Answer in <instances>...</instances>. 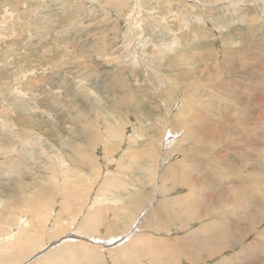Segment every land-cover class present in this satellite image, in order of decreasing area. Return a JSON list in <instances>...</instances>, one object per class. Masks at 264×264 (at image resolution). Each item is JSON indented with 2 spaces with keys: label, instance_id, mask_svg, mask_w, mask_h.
<instances>
[{
  "label": "rangeland",
  "instance_id": "374dc122",
  "mask_svg": "<svg viewBox=\"0 0 264 264\" xmlns=\"http://www.w3.org/2000/svg\"><path fill=\"white\" fill-rule=\"evenodd\" d=\"M226 1L191 0L187 3L185 0H0V160H3L0 165V196L10 198L9 201L13 199L12 205L4 208L2 214L5 216L10 211L17 217L21 209L18 206L21 196L25 198L27 195L30 200L34 197V194L28 195L26 192L33 193L35 190L42 196L50 192L54 193L56 198H61V186L67 180L71 188L80 185L72 171H89L92 166L94 169L88 172L92 174L86 175L87 181L85 179L84 183L89 185L91 177L93 180H100V174L107 175L108 178L111 172L112 176L116 175L123 181L122 184L125 181L126 189L124 191V187H119L118 192L111 191V194L126 197L129 193L128 200L123 201L128 205L129 199L142 195L140 192L138 195L136 190L132 191L133 185L137 186L139 180L146 181V178L151 177V173L148 175L143 168L145 164L152 162L148 152V148L152 147L154 151H159V162L156 160L155 169L158 167L156 172L161 173L158 183H161L162 187L158 191L161 193L162 204L159 206L155 204L158 201H153V208L147 207L149 212L147 211L140 233L149 229L155 230L161 237L171 236L172 239L169 237L168 243L165 239H156L150 235H146L145 239L154 253L162 255V249L155 245V242L159 241L164 246L179 249L176 257L180 254L176 262L163 257L161 264H264V236L257 237L261 234L264 222L254 226V232L250 233L242 222H233L232 218H218L212 224L216 232L221 233L222 224H228L231 231L226 238L223 235L213 238L214 245L221 242L226 245L225 249L215 253L193 247L192 238L183 236L187 231L181 232L177 227L186 226L191 221L183 215L192 211V202L195 199L209 202L213 198V192L217 189L218 193L227 191L224 190L225 187L230 192L228 186L234 179L238 184H246V177L234 178L237 175H224L223 172L220 177L224 180L220 181V172H215L213 163L214 160L218 163V160L225 159L223 161L229 162L231 168L224 173L235 171L239 169L238 151L243 153L247 150L240 141L231 143L236 137L234 134L233 137L227 134L225 137L228 138L224 141L222 137H213L208 143L205 142L207 136L202 132V127L205 129L207 123L217 125L218 121L214 118L225 122L219 115L221 108L215 104L218 99L215 100L214 97L220 95L221 100L227 99L223 92L220 94L218 88H213V92L201 96L202 98L197 95L188 96L186 93L184 97L190 98L185 101L187 106L190 101L196 104L182 108V112L179 106L182 105L179 101L180 97L182 98L181 93H175L169 82L162 85L161 75L163 78L168 75L170 80L175 81L178 69L176 62L182 70L188 71L190 67L182 64L185 60H192L196 72H203L200 73L202 77H198L202 82L205 73H216L211 66L218 64L221 70L225 65H229L230 61L226 56L229 57L228 55L233 53L237 59L234 66L239 68L242 64L252 73L251 77H240L243 81L242 88L249 86L247 81L262 86L257 92L259 97L253 101L255 104L253 103L251 108L254 112L251 113L254 115L251 114V117L257 118L254 119L257 141L264 142V0H242V3L233 7L219 8L220 3L224 5ZM138 2L139 4H136ZM205 3L207 6L203 8L201 4ZM183 5L186 6L184 11L191 15L204 14L206 25L192 22L189 27H181L177 15ZM204 10L206 12L202 13ZM229 11L233 13H225ZM227 20L230 24L221 28H215L212 23H225ZM196 34L197 37H194ZM176 38L179 39L178 46L174 50L170 49ZM142 43L143 50L139 51L141 54L138 56L143 57L144 54L145 58L149 59V64L151 62L159 68L160 75L146 70L143 62L137 61V65L133 58H130L135 45L142 46ZM206 65L208 67L205 69ZM241 71L238 69L237 73ZM184 79V82L192 83V79ZM183 85L184 83L180 82L179 87ZM167 91H172L171 95L165 94ZM228 101L230 102L229 99ZM178 113H182L181 117L185 115L187 119L191 118L188 116L192 114L199 116L198 118L204 116L203 120L200 119L196 124H193L196 120L186 121L185 128L194 136L205 139L203 146L205 149L208 147L209 151H198L200 143L186 139L183 142V139L178 141L181 145L178 147L181 148H174L177 153L174 151L169 154L165 148L160 147L165 129L170 127V130H178L179 135L182 134V129L179 130L176 119L174 120ZM257 126L261 127L258 129ZM116 135L117 137H114ZM113 143L116 144L115 147ZM229 144L236 145L237 148L230 147ZM240 144L243 145L242 149ZM183 146L188 150L182 151ZM182 154L184 159L189 156V164L181 160ZM262 154L259 155L258 162L264 165ZM166 156L168 160H164ZM59 159H64L66 166L63 163L59 165ZM177 160L179 164H175L178 163ZM262 165H258L254 170L257 173L258 185L264 181V169L259 167ZM61 166L63 168H60ZM64 166L69 170L64 169ZM215 166L218 167L216 164ZM118 167H121L120 170ZM245 168H242L243 173L249 171ZM109 169L111 171H108ZM156 175L153 176L152 173L154 180ZM225 177L228 179L225 180ZM113 188L110 184V190ZM161 206L164 209L162 213L159 212ZM204 209H200L202 214ZM216 212H221V209ZM173 213L180 214L181 217L162 219V216H171ZM212 217L214 216L205 217L207 220L197 219L199 222L193 221L190 227L198 228V234L202 235L211 229L208 227V220ZM2 220L0 216V222ZM9 220L8 223L13 224L10 223L12 220ZM118 224L119 227L123 225L121 222ZM169 224L171 229L180 233L173 232V235H170L172 232L166 231ZM43 225L45 228L50 226L48 222ZM235 230L243 231L244 236L238 239ZM42 234L49 235L44 232ZM48 235L45 237L48 238ZM44 236L40 239L45 238ZM64 237L65 235L59 236L51 241L45 249L63 242ZM42 251L44 249L38 250L22 264L30 263ZM92 253L98 259L110 258L109 251ZM108 264H111V261Z\"/></svg>",
  "mask_w": 264,
  "mask_h": 264
},
{
  "label": "bare ground",
  "instance_id": "6f19581e",
  "mask_svg": "<svg viewBox=\"0 0 264 264\" xmlns=\"http://www.w3.org/2000/svg\"><path fill=\"white\" fill-rule=\"evenodd\" d=\"M185 1L187 2V1H191V0H185ZM167 3L170 4V2H168V1H167ZM206 3L201 4L203 6V8L205 6H207ZM226 3H228V4H226ZM239 3H242V0H227L224 5H221V3H220V5H219L220 7L218 5L217 6L219 8H221V6L225 7V8H229V7H233L234 5L239 4ZM136 4H139V2ZM185 5H183L182 8L180 10H178V15H177V16H179L178 18H179L180 23L182 25L181 27H189L190 23H192V22H196L197 25L198 24L202 25V26L206 25L207 21H205L204 14H202V13L206 12L205 10L202 11V13H201L202 15H199V14L191 15L188 11L187 12L184 11V9L186 10ZM139 8H140V6H139ZM200 8H202V7H200ZM182 9H183V11H182ZM139 11L140 10L138 9V12ZM212 12H214V11H212ZM225 13L231 14L233 12L230 13V11H229V12H225ZM180 23H179V25H180ZM210 23H211V21H210ZM212 23H213L215 28H221L223 26L230 24L229 20H227L225 23L218 22V21L217 22L213 21ZM139 28H140V26H139ZM202 31H203V29H202ZM201 34H203V33H201ZM194 37H197V34L194 35ZM178 38H176L172 42L170 49L174 50L178 46L177 45L178 40H179ZM234 44H231V46H233ZM141 45L142 46H136L135 45V49L132 48L134 50L131 53L130 58L131 59L133 58L132 60L135 62V64H137L136 63L137 61L143 62V64L146 65L145 66L146 70L152 71L153 73L160 75L159 68H157L156 66H153L151 64V62L149 64L148 63L149 59H146L144 54H143V57L138 56V54H141V52H139V51L143 50L144 44L142 43ZM222 49H226V48H222ZM227 49H229V48H227ZM136 50H137V52H136ZM161 53L162 52H160V54ZM211 54H213V53H211ZM221 55H223V54L221 53ZM228 56L229 57L226 56V58H228V60L230 61V64L225 65L224 67H222L223 69H221V70H219L220 66H218V64H217L218 68H216L217 67L216 64L211 66L212 69L216 70V73L211 74V75L209 73H205V76L203 77L202 82L198 78V77H202V75L200 74L202 72V70H200L201 71L200 73L196 72L195 68L192 65V60L191 61L185 60L182 64L185 67H190L188 71L182 70L180 67V64H178L176 62L178 69H176V80L175 81L170 80L168 78V75L164 77L167 79H164L162 75L160 76L161 80H162V83L161 82L160 83L162 85H164V83L169 82L170 87H174L173 91H175V93L176 92L181 93L182 98L180 97V100H179V101H181V104H182V105H179V106H181V109L185 108V107H189L190 105L196 104V103L192 104L194 101H190L188 103L189 105L187 106V103L185 101L190 99V98L186 99L184 97V94H186V93L188 96L193 95L195 97L197 95L198 97L202 98L201 96L207 95L208 93L213 92V88H216V89L218 88L217 90L220 91V94H222V92H223L224 97H228L225 100H221L220 95L218 97H217V95L216 96L214 95L215 100L218 99V101H216L215 104H218L219 105L218 107L221 108V112L219 115H221V117L225 120V122L219 121V118H214L215 121H218L217 125L216 124L214 125L213 123H212V125H210V123L209 124L207 123L205 125V129H203V127H202V129L200 128L201 130H203L202 132H204V134H206V136H207L206 141H205V139H202L201 137L199 138V137L194 136L191 132H188V130L185 128L186 124H187L186 121L193 122L194 120H196V122H193V124H196L197 121L202 119L204 116L203 117L200 116V118H198L199 116L197 117V116L192 114L193 116L190 115L188 117H191V118L187 119L185 117V115L182 118L180 115L182 113H178L177 115H175L176 118H174V120L176 119V121H175L176 125L179 126V130L182 129L183 132L181 135H179L180 131H178V130H177L178 132L176 130L172 131L169 129L170 127L168 129H165L163 134H162V137H161V143H160L161 148H165L169 152V154L171 152H174V151L177 153L176 149H174V148H176V147L179 149L181 148V147H178V146H181V145H179L178 141L180 139H183V140H181L183 142L186 139L188 141L191 140V141H194L197 143L199 142L200 146L198 147V151L205 150L207 152V151H209V149H208V147L205 149L203 146V143H205V142L208 143L210 141V139H213V137H222L223 141H224V139L226 138L225 136L227 134H231V136L234 134L233 136H236V137H234L233 141L230 140V141H232L231 143L236 144V143H238V141H240V143H242L244 146H246L245 149L247 151H244L243 153L241 152V150L238 151V163L237 164H239V169L237 168L235 171L224 173L225 170L230 171V169H228V168H231V166L229 167V165H230V164H228L229 162L228 163H226V161L224 162L223 160H225V159H223L222 161L218 160V163L220 164L219 165L217 163V161L213 159L214 160L213 165H214L215 172H217V173L220 172L219 173L220 174L219 175L220 181L224 180V178L222 179L220 177L221 173L223 172L224 175L225 174L237 175V176H234V178L246 177V179H245L246 181H244V183H246V184L245 185L238 184V183H236L237 180L234 179V182H232V184L230 186L226 185L229 187L230 192L225 187L224 190H227L228 192L223 191L221 193H218L219 189H217L216 192H213V198H211L209 200V202H207V201L204 202L203 199L202 200L201 199H195L194 202H192L194 205L192 211L186 212L183 215V217L185 219L187 218L191 221H189L186 226H182V225L178 226L177 225L179 231H181V232L187 231V232H185L186 234L183 236H189L190 238H192L193 247H196L197 249L198 248L205 249L208 253H215L219 250L225 249L226 248L225 242H223V243L221 242L218 245H214L212 243L213 238L216 236H219V235H223V237L226 238L230 234V231H231L229 229L228 224H222V228H220L221 233H217L216 228H213L212 224L214 221H217L218 218H221L224 220L234 219L233 222H238V223L242 222L245 224L246 228L248 230H250L249 231L250 233L254 232V230H253L254 226H256L258 223L264 222V181L262 180L261 183L259 182L261 186L258 185L257 184L258 181H257V177H256L257 173H255V171H254L256 168H258V165L263 164L262 162L260 164V161L258 162V157H259V155H261L263 153L262 154L263 156H261V157H263V159H264V142L259 143V141H257V138H256L257 136L255 137V130L256 129L254 127L255 126V120L254 119H257V118L251 117L252 115H254L253 113H251L253 111L252 110L253 108H251V107H252V105L255 104L254 102L256 100V97H259V94H257V92H258V89L262 86H258L254 82L247 81L249 86L246 88H242V82L243 81L240 80L241 79L240 77L245 76L246 78H248V77L252 76V73L247 71L246 68L244 66H242V64L240 65L239 68L234 66L235 62L237 61L236 55H234L232 53ZM130 58H129V60L131 61ZM126 60H127V57H126ZM154 63H156V62H154ZM206 67H208V65L204 66L205 69H206ZM238 69H241L242 71L237 73ZM240 73H241V75H238ZM230 76H233V78ZM184 78L192 79V83L187 82V81L184 82V80H185ZM207 80H209V81L207 82ZM233 80H237V81H233ZM238 80H240V81H238ZM180 82L184 83V85L181 87H179ZM171 92L167 91V92H165V94L171 95ZM213 94H215V93H213ZM213 94H212V97H213ZM262 94H264V93H262ZM178 96L179 95H177V97ZM168 98H170V97H168ZM228 99L230 100V102L228 101ZM227 102H228V104H227ZM194 107L195 106H191V108H194ZM178 108H180V107H178ZM211 110H213V109H211ZM182 112H183V109H182ZM186 113H187V111H186ZM190 113H192V111ZM195 113H197V112H195ZM208 114H209V112H208ZM205 115H206V113H205ZM168 118H170V117H168ZM212 118H213V116H212ZM214 119H212V120H214ZM212 120H210V121H212ZM203 124H204V122H203ZM206 126H208V127H206ZM262 126H264V124ZM256 128H258V126ZM261 136H263V135H261ZM261 136H260V138L262 139ZM114 137H117V135ZM242 144H240L241 149L243 146ZM240 145H238V147ZM113 146L115 147L116 144H114ZM230 147L234 148V147H236V145H233V146L230 145ZM123 148H125V147H123ZM223 148H225V147H223ZM134 149H132V150H134ZM145 149L146 150L149 149L148 152L150 153V156H151L150 160H152V162H150V164L148 162L147 165L145 164V167H144L146 169V166H147L146 170L148 173L149 172L151 173L150 174L151 179L149 178L150 179L149 181L147 180V178H146L147 181L139 180L140 182H138L139 184L137 186H135V184L133 185L132 191L136 190L137 193H138V191H142L141 192L142 195H139V193H138V195H139L138 197L129 199V201L127 202L128 205H126L123 202L124 199L128 198V196L130 197L128 192H127L128 195L126 197H121V196L118 197L116 194H113V195L111 194V191L118 192V188L124 187V183H125V181H124V183L122 184L123 181L121 182V179L119 180L118 177H116V175L112 176L111 172H109L110 176L108 178H107V175L105 176L103 174L104 176H102V174H100L101 175L100 180L96 181V179L93 180V177H91L89 185L84 183V180L86 179L85 178L86 175L90 176L92 174V172L90 174L88 172L92 171L91 169H94L93 166L90 168L89 171H84V172L72 171L75 174V179L80 183V185L79 186L75 185L74 188H71L70 187L71 184H68L69 181L67 180L68 182L66 181L61 186L62 187L61 188L62 193L59 194V195H62L61 198H60V196H58V198H56L57 196H55L54 193H50V192L46 193L47 195L44 194L43 196L41 193H37L38 191H35V190L32 191L33 193L26 192L28 195L34 194V197L30 200V198H28L27 195L25 196V198H23L21 196V199H20L19 204H18V206L21 209L19 212L20 214L17 215V217H15L12 214V212L10 213V211H9V214L5 215V216L8 215V217H5L2 214V211L4 208L6 209L7 206L12 205L11 201L13 199H11V201H9L10 198L8 199L7 197L3 198L0 196V216L3 219L0 222V233H1L0 234V264H22L26 259H28L30 256H32L38 250L41 251L43 249H44V251H42L39 255H37L28 264H108L110 261H111V264H150V263L151 264H159V263L161 264V262H162L161 259L163 260V257L170 259V261L173 260L176 262V259L178 260V258L180 256V254H179V256L176 257V255H178L177 253H178L179 249H172L170 247L164 246L161 242L156 241L155 245L158 249H160V250L162 249V251H161L162 255H160L159 253H154L152 247L149 244H147V241L145 239L146 235L140 233V228H142V224L144 223V220H146V214H148L147 211L149 212V210H147L148 209L147 207L150 208L152 206V208H153V204H154L153 201H158V203H155V204H158L159 206L162 204L161 203L162 198L160 200V194L161 193L159 194V191H158L162 187V184L158 183V181H159L158 178L161 175V173L158 174L156 172L157 171L156 169L158 167L155 169V167H156L155 165L157 163L156 162L157 154L159 151L158 150L154 151V149L152 147L148 148V149L145 148ZM139 150L140 149H138V151ZM187 150H188V148L185 149L184 146L182 147V151L185 152ZM179 152L180 151H178V154H179ZM152 154H153V156H152ZM116 155H118V154H116ZM199 155L200 154H198V156ZM148 156H149V154H148ZM167 156L165 159L164 158L163 159L166 160ZM182 156H183L182 158L180 156L181 160H184L186 162V164H189V162H188L189 156L186 157L185 159H184L183 154H182ZM117 157H119V156H117ZM130 157H131V155H130ZM141 157H142V154H141ZM143 158H145V157H143ZM177 158H178V156H177ZM145 159H147V158H145ZM130 160H131V158H130ZM213 160L211 159V161H213ZM2 161L0 160V165H1ZM63 161H65V160L59 159V165H60V163H63ZM133 161H135V160H133ZM79 162H81V161H79ZM115 162H117V161H115ZM118 163H119V160H118ZM135 163H137V162H135ZM144 163H145V161H144ZM63 164H65V163H63ZM175 164H179V161H178V163L175 162ZM215 164L218 165V167L215 166ZM173 165H174V163H173ZM65 166H66V164H65ZM65 166H64V169H67V168H65ZM135 166H137V164ZM138 166H140V165L138 164ZM185 166H187V165H185ZM232 166H234V165H232ZM78 167H80V166H78ZM179 167H181V166H179ZM179 167H177V168H179ZM259 167H261V169L262 168L264 169V165L259 166ZM60 168H63V167L61 166ZM119 168H121V167H118V169ZM242 168H245V169L248 168L249 171H247V170H246L247 172L244 171L246 173L245 174L242 172ZM111 169H109L108 171H111ZM169 169H171V168L169 167ZM232 169H233V167H232ZM67 170H69V169H67ZM81 170H82V168H81ZM8 171H10V170H8ZM165 171H163V176H164ZM11 172H14V171L11 170ZM152 173H153V176L158 174V175H156V179H155L156 181L154 180ZM120 178H121V176H120ZM58 179H60V178H58ZM68 179H70V178H68ZM201 179H202V177H201ZM227 179L225 177V180H227ZM232 180H233V178H232ZM62 181H65V180H62ZM86 181H87V179H86ZM238 181H241V180H238ZM81 183H82V185H81ZM95 183H96V185H95ZM145 183H147V185ZM75 184H76V182H75ZM110 184H112L114 187L112 190H110ZM138 186L139 187L141 186L143 189L137 190L136 188H139ZM152 186H153V188H152ZM128 187H130V186H128ZM58 191H60V190H58ZM124 191H126L125 187H124ZM120 193L122 194V191ZM123 194H124V192H123ZM18 195L20 196L21 194H18ZM7 196H8V194H7ZM119 199H121V200H119ZM30 202L32 204H30ZM35 202H37V203L34 204ZM138 203H140V205H138ZM201 208H205L203 210V214L200 212ZM220 209H221V212H216L218 210L220 211ZM134 210H136V211H134ZM131 211L135 212V213H132ZM160 211H161V213L164 211L163 206H161L159 208V212ZM125 212H127V213L125 214ZM207 216H214L208 220V224H209L208 227L211 229H208V232H206V233L204 232V233H202V235H199L198 234V228H195V227L191 228L190 227L191 223H193V221L198 223L199 221H197V219H200V218L207 220V219H205V217H207ZM179 217H181L180 214H174L173 213V215H171V216H165V217L162 216V219H177ZM9 219L12 220L10 223L13 222V224L8 223ZM47 222H48V224H50V226H48V227L46 226L47 228H45V226L43 224H46ZM119 222L123 223V225L120 227L118 224ZM111 224H113V225H112V229L110 230ZM157 228H159V227H157ZM169 228H170V224L167 226L166 231L174 232L177 234L180 233V232H177L178 230H176V229L173 230V229H171V228L169 229ZM43 232L49 233V235L47 234L48 238H46L47 235H45L46 236L45 237L42 234ZM234 233L236 234V237H238V239L239 238L241 239L242 236H244V234H245V233L243 234V231H240V230H235ZM260 233L261 234H258L257 237L264 236V227ZM63 235H65V237L62 239L63 242L57 243L55 245L53 244L54 247L52 246L49 249H45V246L48 243L56 240L59 236H63ZM43 236L45 238L40 239ZM78 239H82V240H78ZM255 241H258V240L255 239ZM236 243H237V241H236ZM212 245H213V247H212ZM105 251H109L110 258L98 259V257L92 253V252H97L99 254V253H102ZM187 259L189 261H192V259H190V258H187ZM143 262H145V263H143ZM164 263H166V261Z\"/></svg>",
  "mask_w": 264,
  "mask_h": 264
},
{
  "label": "crops",
  "instance_id": "0c3cea01",
  "mask_svg": "<svg viewBox=\"0 0 264 264\" xmlns=\"http://www.w3.org/2000/svg\"><path fill=\"white\" fill-rule=\"evenodd\" d=\"M144 166H145V165H144ZM143 169H144V171H145L146 173H148L147 170H146L147 167H146V169H145V168H143ZM148 174H149V173H148ZM147 180L149 181L150 179H147ZM147 180H146V181H147ZM145 184L147 185V183H145ZM138 187H139V186H138ZM136 189H137V190H140V189H143V188L140 186L139 188H136ZM138 192H140V194H141L142 191H138ZM152 229H153V224H152ZM154 231H155V230H153V231H149V230H146V231H145V230H143V232L141 231V233L144 234V235H150L151 237L156 238V239H160V238H161V239H165L167 243L169 242V241H168V240H169V237L172 239L171 236H169V237H163V236H162V237H163V238H162L160 235L156 234V232H154ZM148 232H149V233H148ZM170 235H173V232H172V234L170 233ZM170 244H171V243H170ZM172 244H173V243H172ZM177 254H178V253H177Z\"/></svg>",
  "mask_w": 264,
  "mask_h": 264
}]
</instances>
